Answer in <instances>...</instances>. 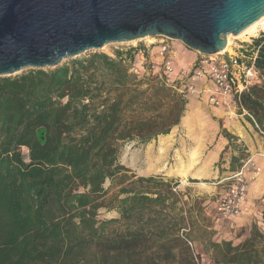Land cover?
<instances>
[{"label":"trees","instance_id":"16d2710c","mask_svg":"<svg viewBox=\"0 0 264 264\" xmlns=\"http://www.w3.org/2000/svg\"><path fill=\"white\" fill-rule=\"evenodd\" d=\"M134 61L132 49L114 57L96 52L0 78V264H195L193 255L174 253L180 243L190 250L177 224H162L171 183L136 177L117 160L124 143L167 136L193 101L130 74ZM255 65L264 72V52ZM240 105L264 116L245 93ZM106 180H116L125 197L120 219L98 222ZM113 223L123 231L107 232Z\"/></svg>","mask_w":264,"mask_h":264},{"label":"water","instance_id":"95a60500","mask_svg":"<svg viewBox=\"0 0 264 264\" xmlns=\"http://www.w3.org/2000/svg\"><path fill=\"white\" fill-rule=\"evenodd\" d=\"M263 16L264 0H0V78L147 37L213 56Z\"/></svg>","mask_w":264,"mask_h":264},{"label":"rangeland","instance_id":"374dc122","mask_svg":"<svg viewBox=\"0 0 264 264\" xmlns=\"http://www.w3.org/2000/svg\"><path fill=\"white\" fill-rule=\"evenodd\" d=\"M258 28L259 27L257 26L254 32L242 37L234 38L231 36L227 52L233 54V47L240 45L242 40L255 36L258 32ZM160 40V37H155L148 38L147 40L142 39L132 42L109 44L102 48V50L98 51V53L114 57V53L117 51L126 52L129 49L136 51L143 50L147 55L145 64H148L147 62H156L153 60L157 57V47ZM168 42L171 46L175 41L170 40ZM83 56L85 55H80L76 58L80 59ZM70 60L72 59L64 60L60 65L67 63ZM143 78L146 79L147 77ZM196 96L197 95H185L187 99H192L193 101L190 104L193 115L189 118L187 127L183 125V117L180 124L170 131L169 135H172L173 133V141H171L170 145L164 143V138L166 136H159L155 141H152L147 145H140L131 141L120 146L117 160L120 165L128 168L136 177H161L164 181L171 183L174 197L168 199L166 205L170 207V202L172 201H175L176 204L173 209L165 207L166 211L162 214L161 219L163 227H168L171 222H175L177 224L176 230L178 229L176 235L178 236L182 228H187L188 233L186 234V238L193 245V250H186V247L180 243V246L176 247L174 250L177 258L180 259L182 256L186 255L187 257L192 258L194 253L195 255L204 256L206 260L214 264H224L221 261L223 260L222 252L220 249L214 250L211 248L210 242H217L220 244L227 239L226 222L221 221L215 215L214 205L223 190L222 184L217 185V182L219 181L221 172L224 170L222 166L227 162L228 151L227 149L223 150L219 156V160L212 156V152L214 151L220 136H217L215 140L204 138L203 146L196 142L199 139L198 136H201V133L199 131L198 133L196 130H200L201 128L206 134H208L209 131H212L213 124L211 121H214V117H212L211 113L215 108L209 103L205 95L202 97ZM188 128L192 129L189 134L191 136L189 137L186 132ZM193 151L197 152L196 155H193ZM23 153L26 154L25 151H23ZM191 156H193V159H196L197 157L201 158V163L198 161L197 166L209 167L210 172L208 175L196 182H186L182 177L180 178V176L174 173L169 174L172 172V169H176L177 166L185 163L187 159L191 158ZM148 169H150L149 172ZM161 171H164L165 174L159 175V172ZM103 187L107 190V194L102 201L103 207L97 211L96 219L98 222L118 220L120 219V215L117 211L118 204L125 195L119 194L120 186L117 185L116 180L113 182L106 180ZM147 216L146 220L148 218L150 219H148L146 223L152 225L150 228H154L156 223H158V220L153 217L154 215H152V213ZM133 223H135V221ZM107 228V232L123 231L124 226L119 223H113L108 225ZM244 234L245 231L237 233L238 237L241 239L244 238ZM251 238L254 247L260 248L261 240L258 239L257 236H252L249 239L251 240ZM245 245L248 248L250 247L248 246L249 244ZM245 254L248 256L249 253L245 252Z\"/></svg>","mask_w":264,"mask_h":264},{"label":"crops","instance_id":"0c3cea01","mask_svg":"<svg viewBox=\"0 0 264 264\" xmlns=\"http://www.w3.org/2000/svg\"><path fill=\"white\" fill-rule=\"evenodd\" d=\"M262 31L263 30L258 31L252 38L249 37L242 40L240 45L233 47L234 53L242 58L249 59L254 56L256 59L261 60L262 53L264 52V32ZM171 52L174 55L175 69L177 70L185 68L187 65L193 63L199 55L198 53L183 47L182 44L178 42H173L171 44ZM153 61H158V59L156 58ZM255 68L264 75V72L256 65ZM198 87L202 88V85L198 84ZM260 91L264 92V81L260 85L249 88V90L245 92V97L257 101L264 107V98L258 94ZM202 96L204 95H198L196 97ZM186 112L187 110L185 113ZM192 115L193 112L190 113V117ZM211 115L214 117V121H211L213 124L212 131H209L208 134H206V132L204 133L201 128L200 130H196L201 133V136H198L199 139L196 142L203 146L204 138L215 140L217 136H220L219 141L212 152V156L219 160L220 154L225 148H227L228 158L226 159L227 162L222 166L224 170L221 172L219 179H222L236 171L238 166L248 158H253L254 164L246 175L248 180V192L245 202L242 205L240 215L236 218L224 221L226 222L227 239L225 242L219 244V249L222 252L221 254L223 259L221 261L224 264H264V159L260 157V154L264 151V138L261 134L264 133V116L259 114L254 115L250 109L244 107L243 105H237L236 107L221 105L219 107H215ZM187 126L188 125L185 127ZM222 130H225V132L229 135V140H226L223 136H221L220 132H222ZM191 131L192 129L189 128L186 131L188 133V137L191 136L189 135ZM167 136H173V133L172 135L168 134ZM196 153L197 152L193 151V155H196ZM192 157L193 156L187 159L185 163L177 166V168L188 167L190 169L189 173L192 172L191 175L188 174L186 177H182L186 182H196L208 175L210 172V169L207 166H197L198 161L201 163V158L197 157L196 159H193ZM176 169H172V173L176 174L173 172ZM164 174V171L159 172V175ZM241 231H245L243 239L237 235V233ZM252 236H257V238L261 240L260 248L254 247L252 238L251 240L249 239ZM228 243H230V248L228 245H224ZM214 244L218 243L210 242L211 248L218 250V248H214ZM245 244H249L248 246L250 247L248 248ZM232 248H238L241 250L236 251V249ZM238 252L249 253L248 256H245L246 260L244 258L239 261H236V259L232 260Z\"/></svg>","mask_w":264,"mask_h":264},{"label":"built area","instance_id":"2783aa9c","mask_svg":"<svg viewBox=\"0 0 264 264\" xmlns=\"http://www.w3.org/2000/svg\"><path fill=\"white\" fill-rule=\"evenodd\" d=\"M258 27V31L264 32V22ZM160 38L156 57L158 61L145 64L146 52L135 50V61L129 64L130 74L136 78H152L182 95H205L214 107H236L243 93L264 81V75L255 68L256 57L242 58L227 51L213 56L199 54L193 63L177 70L168 42L170 40ZM261 134L264 138V133ZM260 157L264 159V151ZM253 166V158H248L236 171L217 182L223 188L214 206L215 215L220 220L227 221L240 215L248 192L246 175ZM187 233L188 229L182 228L180 237L193 250L192 243L186 238ZM193 257L195 264H214L204 256L193 253Z\"/></svg>","mask_w":264,"mask_h":264},{"label":"bare ground","instance_id":"6f19581e","mask_svg":"<svg viewBox=\"0 0 264 264\" xmlns=\"http://www.w3.org/2000/svg\"><path fill=\"white\" fill-rule=\"evenodd\" d=\"M264 22V16L262 18H260L258 21H256L254 24H252L250 27H248L245 31H243L240 35L234 37V38H237V37H242L246 34H251L252 32H254V30L256 29L257 26L261 25L262 23ZM233 37V36H232ZM149 37L147 38H144L145 40H147ZM230 39H231V35H228L227 36V44H226V47L225 49L222 51V52H226L228 51V48H229V44H230ZM190 113H191V106L189 105L187 107V112L182 120L183 124L186 126L188 125V120L190 118ZM171 141H173V136H166L164 138V143L166 145H170L171 144ZM165 147V146H164ZM189 168L188 167H181V168H177L176 170H174L173 172H175L177 175H179L180 177H186L188 174L191 175V173H189ZM150 171V169H148V172ZM172 173V172H170ZM195 176V175H193ZM197 176V175H196Z\"/></svg>","mask_w":264,"mask_h":264}]
</instances>
